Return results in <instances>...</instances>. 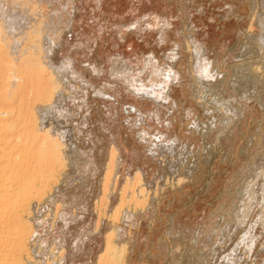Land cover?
I'll list each match as a JSON object with an SVG mask.
<instances>
[{
	"label": "rangeland",
	"instance_id": "374dc122",
	"mask_svg": "<svg viewBox=\"0 0 264 264\" xmlns=\"http://www.w3.org/2000/svg\"><path fill=\"white\" fill-rule=\"evenodd\" d=\"M85 1L82 16L76 19L74 33H69V39L73 38L68 47L78 59V67L97 88L108 77L101 79L94 69L111 67L117 57L124 58L122 63L119 62L121 64L125 60L131 61L130 66L135 71L140 67L143 70V65L149 66L150 58L153 57L161 68L173 67L179 73V79L170 88L173 104L161 110V122L146 120L142 125L135 126L130 123L135 115H129L126 109H122L123 106L137 104L150 115L154 110L152 103L146 102V105L141 100L139 104L140 101L128 99L123 93L120 103L116 102L112 106L114 109L108 108L91 88L89 98L83 100V90L73 80L77 85L73 91L76 102L67 101L72 113V125L70 122L68 124L73 129L75 138L72 137V140H77L79 146V162L82 160L81 164L87 166L80 164L78 167L76 161L68 164L57 187L45 199L48 221L37 224L41 230L38 240L44 245L40 255L33 252L37 259L45 264V254H58L65 241L70 244L79 236L87 246L80 255L68 258L63 264H87L86 259L90 255L97 256L109 231L117 230L113 243L117 242L118 251L114 254L124 252V259L119 264H264V224L259 221L264 217V174L257 182L261 185L254 182L260 171L264 173V52L259 54L262 51L257 47L259 40L256 38L264 30L261 26L264 25L261 17L264 5H259L258 0H103L101 5L96 0ZM154 16L158 19L155 25L152 22L150 27L144 25L143 32L139 31L135 35L134 31L127 29L135 21L145 24L146 21H152ZM259 19L263 24L257 26ZM196 48L201 50L203 65L216 71L213 78L206 79L197 73ZM162 76L151 73L149 78L161 81ZM109 80L113 82L112 77ZM123 103H127V106ZM116 108L120 111V125L113 122ZM161 131L169 139H178L174 150L167 149V154L164 150L162 159L166 162L165 168L158 160L150 158L152 147L148 142L156 139ZM141 132L146 133L147 141ZM111 147H116L121 165L112 198L104 204L97 229L99 213L93 205L109 166ZM85 157L90 159L88 164L85 163ZM171 159L183 167L171 172ZM183 168H187L186 171H182ZM138 170L147 172L146 191L149 195L145 192L147 196H141L144 199L147 197L144 206L138 205V208L134 201L132 205L129 202L128 209L125 204L121 213H130L135 218L113 219L121 199L124 179L132 177ZM188 171H191L189 176L186 175ZM88 184L89 187H86ZM252 191L256 195V206L252 219L248 221L251 223L239 228L236 226L239 220L237 215L242 212V203ZM74 194L77 199L73 197ZM58 205L60 210L55 215ZM69 207L79 212L83 209L87 213L76 222L70 219L67 224L61 219L60 213ZM252 225L253 229L250 228ZM121 228L126 234H119ZM232 228L238 230L235 241L231 240L232 246L225 247V239L230 238L234 231ZM248 229L252 234L255 233L257 240L249 239ZM241 236L245 245L239 242ZM235 247V261L227 260L226 251L231 252ZM242 248L246 253H242ZM223 252H226L225 255ZM239 254L243 256L241 259Z\"/></svg>",
	"mask_w": 264,
	"mask_h": 264
},
{
	"label": "bare ground",
	"instance_id": "6f19581e",
	"mask_svg": "<svg viewBox=\"0 0 264 264\" xmlns=\"http://www.w3.org/2000/svg\"><path fill=\"white\" fill-rule=\"evenodd\" d=\"M84 1L85 0H0V264H43L42 261L37 259L34 253H39L40 255L44 249V245L42 246L41 244L42 241L38 240L41 237V230L39 229L40 226L37 224H40V222H45L47 220L45 212L48 208V204H46L45 199H47V197L50 195V192L53 191V188L57 187L58 182L60 181L64 173V169H66L67 166L69 167L68 164L76 161L78 163L76 164L75 162V164L76 166H78L82 162V160L81 162H79L81 157L80 153L77 151L79 147L76 142L77 140H72V137H74V135L72 134L73 129L71 128V130V126L70 124H68L72 117V113L69 111V108H71V106L69 107V102L74 104V101L76 99L74 96L75 92L73 91L74 89H76L77 85L75 86L73 80L74 82L77 81L79 83L78 87L83 90V100L89 98V90L91 88L93 89L92 91L95 92L103 102H105L107 107L114 106L116 102L120 103V99L121 96H123V93L126 94L124 95V97L126 96L128 99L133 98V100L135 101H140L139 104L142 103L141 100L145 102V104L146 102H149L150 104L152 103L154 105V110H151L152 112L150 113V115L146 114V111H143L142 108L137 104L130 103L127 106V103H123V105H126L127 107L124 108V106L122 105V109H126L129 115H135V118H131L130 122L133 123L134 126L138 124L142 125V123H145L146 120H157L160 123L161 112L163 111V108L167 107L168 109V106L173 104L172 98L170 96V88L172 87L174 81L176 79H179V73L171 66L165 69L161 68V65L159 66V63H157V61L153 57L150 58L149 66L147 65V67H145L141 63L144 67H142L143 70H140V67L139 70L135 71L130 66L131 61H129V63L128 60H125V63L121 64L124 60V58L121 59V57L114 58L113 64H111V67L108 66L107 69L97 67L96 69H94V71L100 77H102L101 79H103L104 76L108 77L105 79V83H103V85L98 88L94 85L92 80L85 76L86 74L82 72L80 67H78V59L75 58V54L73 55V53H71V50H69L70 48L68 47L72 44L71 43L70 45H68L73 38L72 37L71 39H69V33L71 32L72 34V32L74 31L76 19L78 17L81 18L82 16ZM258 1L260 3L259 5H264V0ZM96 3H100L101 5L103 3V0H96ZM254 15L257 16L256 13ZM263 15L261 17L264 19ZM155 17L156 16H154V19L152 21L149 20L144 22L145 24H141V21L140 24L135 21V23L133 22V24H130V27L129 25L126 27H129L127 29L134 31V34L136 35L139 31H142V29L144 30V25V27H146V25H149L150 27L151 22L152 25H155L154 23L158 20ZM258 21L259 22H257V26H259V23H262L261 19H259ZM140 25H142V27ZM261 26L264 27V25ZM164 30L165 29L163 28V31ZM259 30L263 29L260 28ZM119 32L124 33L123 31ZM261 34L262 32L259 33L260 37H256L259 40H257L258 45H256L259 51H262L259 52V54H263L264 52V30L263 34ZM113 39L115 40V38ZM157 40H159V37ZM75 45L76 44H74V46ZM200 51L201 50L197 48L195 49L196 71L201 77H204L206 79L213 78L217 73L216 71H213L210 66L203 65L200 59L202 57ZM175 57L173 58V60H175ZM151 73L155 75L163 74L162 80L155 81L154 78H149ZM111 77L112 80L114 79L113 77H115L116 79L112 82L109 80ZM147 77L149 79L145 83L144 80H146ZM123 99L125 100V98ZM80 102L82 103V101ZM115 112L113 113L116 115L113 122H116L120 125V111L118 112L116 108ZM64 123L65 125H63ZM141 133L143 134V139H146V133ZM165 134L161 131L159 135L156 136V139L148 141L150 142V146L152 147L150 148V158L152 157L156 161L158 160L162 168H165L166 165L165 160L162 159L164 150H174V145L177 146L178 142V139H175L174 137V139H169L170 137L168 138ZM145 141H147V139ZM145 143L147 144V142ZM83 154H81L82 157ZM117 156L118 151L116 150V147H111L109 166L107 167V170L104 174L105 176L100 194L96 198L95 204L93 205L95 210L99 213V222H97L96 224L97 229L100 226L101 211L104 210V204H106V202L112 198L115 187L114 184H116L115 180L119 174L117 172H119L121 163L118 160ZM84 160H86L85 163L87 164L90 162V159L86 158ZM82 165L84 167L87 166L84 164H81L80 166ZM72 166L74 165L72 164ZM180 166L181 165L175 164L174 160H170L169 167L171 169V172H177V170H180L179 168L183 167ZM160 168L161 167L159 166L158 169ZM186 169L183 168L182 171H186ZM161 170L160 172H162ZM190 172L191 171H188L186 175L189 176ZM146 173L143 170H138L132 177L127 176L124 179L122 183L123 185L121 187V199L118 203L116 211L113 213V219L119 220L122 217H126L129 219L133 218V215L130 213H121V208L129 202H131V205L132 201H134L137 206H144L147 197L145 198V200L144 198H141V196H144L145 192L147 193L146 189L148 187V183L145 177V175H147ZM263 174V171H260V173L257 174L258 177L256 176L257 179L254 182L257 183L258 179L261 178L260 176ZM179 179L181 180L182 178ZM252 186L251 189L254 188H252ZM86 187H89V184ZM75 188L77 189V187ZM253 190L255 191V189ZM74 191L76 190L74 189ZM147 194L145 196H147ZM249 194L250 195L248 196V198L246 197L247 200H244V202L242 203V212H240L239 210L240 213L239 215H237L239 216V220L238 222H236V226H240L239 228L244 227V225H246L248 221L252 219L251 216L254 213V207L256 206V195L255 193H253V191L252 193L249 192ZM73 197L76 198L77 195L74 194ZM82 201L83 200H81V202ZM258 202L261 203V200H259ZM81 204L83 205V203H80V205ZM84 204L86 205V202ZM59 210L60 208L58 205L57 211H55V215H57V212H59ZM81 211L82 212H79L75 209L72 210L69 207L65 209L63 213L61 211L60 217L62 216L61 219H64L65 223H67L72 218L75 220L73 221L76 222L81 215L87 213L84 212L83 209ZM255 217L257 216L255 215ZM259 221H262L263 223L261 222V224L263 225L264 217L262 216L261 220ZM250 228L253 229V225ZM116 231L111 230L109 231V233L107 232L108 235L105 244L103 242V247L96 254V257L95 255H90L86 259L87 264L121 263V261L124 259V252L117 255L114 254V252L118 251L116 250L117 242L115 241V244L113 243V236ZM237 231L238 230L235 228L234 231L231 232V237H226L228 238L225 239V241L227 240L226 244L223 241L225 247H227V245L228 247L232 246L230 245V243L232 242L231 240L235 241ZM119 232V234L125 233L123 228H121ZM251 232L249 230V234L247 233L249 235V239H251V241L257 240L255 239L256 236H254L255 233L252 234ZM262 236H264V234ZM257 237L259 238V236ZM249 239L245 240H248L251 243ZM240 241L243 242L242 236L239 242ZM240 244L242 245L244 244V242ZM253 244H251L252 247ZM86 246V243L81 242L80 237L76 236L73 239V242H71L70 244L65 241L63 248L59 249L58 254L52 253V256L45 254V264L66 263L68 258L73 259V257L80 255V253L83 252ZM223 247L224 246H222V248ZM247 247L249 246L247 245ZM244 248L246 249V246H244ZM236 251L237 247L233 248L231 252L227 250V253H223L224 255L225 253L227 254L225 257L227 258V260L232 261L236 256ZM242 253H246L243 252V248ZM254 253L255 252H253V254ZM239 255L241 259L243 256L241 254ZM222 259L224 258L222 257ZM214 264H221V262H215Z\"/></svg>",
	"mask_w": 264,
	"mask_h": 264
}]
</instances>
